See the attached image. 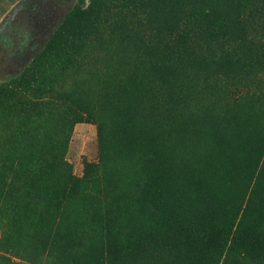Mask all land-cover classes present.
I'll return each instance as SVG.
<instances>
[{
  "label": "trees",
  "instance_id": "16d2710c",
  "mask_svg": "<svg viewBox=\"0 0 264 264\" xmlns=\"http://www.w3.org/2000/svg\"><path fill=\"white\" fill-rule=\"evenodd\" d=\"M64 1L0 81V264H264V0Z\"/></svg>",
  "mask_w": 264,
  "mask_h": 264
},
{
  "label": "flooded vegetation",
  "instance_id": "af4514ba",
  "mask_svg": "<svg viewBox=\"0 0 264 264\" xmlns=\"http://www.w3.org/2000/svg\"><path fill=\"white\" fill-rule=\"evenodd\" d=\"M22 1L19 0L9 12L5 13L0 25V61L5 62L6 58H11L9 65L14 63L16 68H24L42 49L52 35V31L63 18L62 8L64 7L62 4L69 3L64 0H33L25 2L19 7ZM10 14L12 16L6 22V18ZM41 21L45 22L41 24ZM54 24L55 26L52 27ZM32 26L36 31L41 29L38 34L31 29ZM50 28L52 31L48 33ZM44 30L45 33L40 34ZM37 36H39L38 40ZM9 48L13 49L10 51Z\"/></svg>",
  "mask_w": 264,
  "mask_h": 264
},
{
  "label": "rangeland",
  "instance_id": "374dc122",
  "mask_svg": "<svg viewBox=\"0 0 264 264\" xmlns=\"http://www.w3.org/2000/svg\"><path fill=\"white\" fill-rule=\"evenodd\" d=\"M7 2H8V0H4L1 3V5H3L4 3L6 4ZM14 5L9 6L8 7L9 9L7 10V12H9V10ZM62 6L64 7V8H62L63 9L62 10V17H63L72 8L73 3H71V2L65 3L64 5L62 4ZM2 18H3V16L0 17V25L2 23ZM44 22L45 21H41L40 23L43 24ZM36 24L38 25V23H36ZM54 26H55V24L52 25V27H54ZM34 28H35L34 26L31 27L32 30H35ZM40 30L41 29H39V31ZM39 31H36L37 34L39 33ZM50 31H52L51 28H50L48 33H50ZM44 33H45V30L43 32H41L40 34L43 35ZM38 39H39V36H37V40ZM12 49L13 48H9L8 50L11 51ZM6 59L7 60L5 62L0 61V81H3V80H5L11 76L19 74L23 68V67L16 68L14 63L12 65H9L11 58H6ZM0 60H1V56H0ZM96 156H97V131H96V127L93 125H89V124L77 125L75 133H74V137H73V140L71 143V149H70V154H69V160L73 163L75 172L77 174H81L82 169H83L84 159L87 158L90 160H95Z\"/></svg>",
  "mask_w": 264,
  "mask_h": 264
},
{
  "label": "water",
  "instance_id": "95a60500",
  "mask_svg": "<svg viewBox=\"0 0 264 264\" xmlns=\"http://www.w3.org/2000/svg\"><path fill=\"white\" fill-rule=\"evenodd\" d=\"M29 1H33V0H23L19 7H21V5H22L23 3H25V2H29ZM11 16H12L11 14L7 16V18H6V22H7V20L10 19ZM63 18H64V16H63ZM63 18H62V19H63ZM55 29H56V28H55Z\"/></svg>",
  "mask_w": 264,
  "mask_h": 264
}]
</instances>
